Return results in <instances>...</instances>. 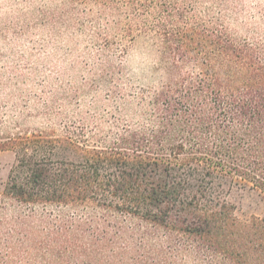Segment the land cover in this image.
I'll return each instance as SVG.
<instances>
[{
	"label": "trees",
	"instance_id": "1",
	"mask_svg": "<svg viewBox=\"0 0 264 264\" xmlns=\"http://www.w3.org/2000/svg\"><path fill=\"white\" fill-rule=\"evenodd\" d=\"M134 5L158 84L107 128L100 117L0 146L16 156L0 264H264V219L230 200L264 194V40L199 19L196 0Z\"/></svg>",
	"mask_w": 264,
	"mask_h": 264
},
{
	"label": "rangeland",
	"instance_id": "2",
	"mask_svg": "<svg viewBox=\"0 0 264 264\" xmlns=\"http://www.w3.org/2000/svg\"><path fill=\"white\" fill-rule=\"evenodd\" d=\"M135 2L144 9L150 0H0V146L139 112L138 97L163 72L150 33L133 20ZM196 2L199 19L222 18L237 37L264 40V0ZM15 159L0 147V191ZM230 200L241 219H264L258 190L237 187Z\"/></svg>",
	"mask_w": 264,
	"mask_h": 264
}]
</instances>
